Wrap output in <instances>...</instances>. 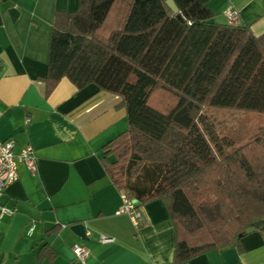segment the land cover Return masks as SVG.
Masks as SVG:
<instances>
[{
	"label": "trees",
	"instance_id": "16d2710c",
	"mask_svg": "<svg viewBox=\"0 0 264 264\" xmlns=\"http://www.w3.org/2000/svg\"><path fill=\"white\" fill-rule=\"evenodd\" d=\"M80 0L56 14L47 94L69 78L121 97L128 127L104 147L116 187L137 206L161 199L175 264L240 245L264 218V126L236 144L209 109L264 114V33L219 23L209 0ZM42 257L52 259L47 245Z\"/></svg>",
	"mask_w": 264,
	"mask_h": 264
},
{
	"label": "crops",
	"instance_id": "0c3cea01",
	"mask_svg": "<svg viewBox=\"0 0 264 264\" xmlns=\"http://www.w3.org/2000/svg\"><path fill=\"white\" fill-rule=\"evenodd\" d=\"M208 4L215 21L228 22L225 12L233 8L237 23L264 33V0ZM79 8L80 0H0V139H13L16 154L30 145L37 162L32 173L19 161L18 179L0 196L14 209L2 221L0 264H77L76 244L90 250L87 264H175V225L164 202L143 205L135 227L120 212L122 192L103 163V147L128 127L121 97L96 84L78 88L67 77L47 94L56 14ZM80 223L84 236L72 228ZM44 245L52 259L42 257ZM187 264H264V235L254 228L240 245L204 252Z\"/></svg>",
	"mask_w": 264,
	"mask_h": 264
},
{
	"label": "built area",
	"instance_id": "2783aa9c",
	"mask_svg": "<svg viewBox=\"0 0 264 264\" xmlns=\"http://www.w3.org/2000/svg\"><path fill=\"white\" fill-rule=\"evenodd\" d=\"M228 21L234 22L238 19L239 13L236 9L229 8L225 12ZM14 140L13 139H0V196L3 193V190L16 181L19 176L18 172V162L23 161L29 171L32 173L37 172V162L34 149L27 145L23 147L19 154H16L14 151ZM122 198L124 201L123 207L120 209L121 213H125L130 216L135 227H139L142 222V208L137 206L134 199L129 198L124 192H122ZM14 212V209L1 203L0 201V234H1V225L2 221L6 216L11 215ZM35 224L33 223L29 228V234L33 232ZM102 241L111 240L110 237L103 236L101 237ZM73 252L76 256L77 264H87L90 250L80 244L73 246Z\"/></svg>",
	"mask_w": 264,
	"mask_h": 264
},
{
	"label": "rangeland",
	"instance_id": "374dc122",
	"mask_svg": "<svg viewBox=\"0 0 264 264\" xmlns=\"http://www.w3.org/2000/svg\"><path fill=\"white\" fill-rule=\"evenodd\" d=\"M206 114L214 122L217 133L236 144L254 134L264 126V114L237 112L225 109H209Z\"/></svg>",
	"mask_w": 264,
	"mask_h": 264
},
{
	"label": "water",
	"instance_id": "95a60500",
	"mask_svg": "<svg viewBox=\"0 0 264 264\" xmlns=\"http://www.w3.org/2000/svg\"><path fill=\"white\" fill-rule=\"evenodd\" d=\"M167 4L170 6V8L175 12V13H178L179 12V8L177 6V4L175 3L174 0H167ZM9 12H10V15L12 17L13 20L16 19V17L18 16L19 14V10L17 8H10L9 9ZM135 201H137L136 199H134ZM255 226L257 228H262L264 227V218H261L259 220H257L255 222ZM72 228L81 236H84L85 235V227L83 224H76V225H73ZM254 228L253 227H250L248 228L245 232H250L252 231Z\"/></svg>",
	"mask_w": 264,
	"mask_h": 264
}]
</instances>
